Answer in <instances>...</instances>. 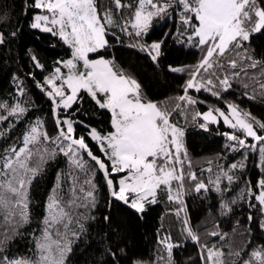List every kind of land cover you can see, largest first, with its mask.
<instances>
[{"label": "snow or ice", "instance_id": "obj_1", "mask_svg": "<svg viewBox=\"0 0 264 264\" xmlns=\"http://www.w3.org/2000/svg\"><path fill=\"white\" fill-rule=\"evenodd\" d=\"M21 12L65 55L43 63L24 42L21 17L14 22L13 10L0 7V76L9 85L0 89V264H264V119L238 103L264 102V51L252 43L264 37V0H23ZM156 21L171 27L150 38ZM125 37L157 67L169 38L198 51L191 66L167 64L187 77L174 97L147 95L134 71L108 55ZM32 89L48 105L54 134ZM201 92L223 107L199 109L209 103ZM86 104L107 127L81 117ZM189 118L203 132L221 119L231 129L219 133L215 166L210 159L199 174L185 145ZM249 153H258L255 181L245 176ZM49 168L36 212L32 190ZM161 193L179 235L161 222L152 247L134 251L113 209L143 220ZM189 198L204 205L202 224H193ZM189 242L195 258L177 259Z\"/></svg>", "mask_w": 264, "mask_h": 264}, {"label": "trees", "instance_id": "obj_2", "mask_svg": "<svg viewBox=\"0 0 264 264\" xmlns=\"http://www.w3.org/2000/svg\"><path fill=\"white\" fill-rule=\"evenodd\" d=\"M110 2L111 0H100V3L105 7L108 6ZM4 5H7L13 10L14 22L16 16L21 17V22L24 26V42L28 43L35 49L36 55L43 63L46 65L50 64L53 60L65 55L64 47L60 45H57L56 47L51 46L52 38L49 34L41 33L38 30H31L28 27V18L24 16L23 12H21L23 0H0V7H3ZM125 12L127 13V10H125ZM153 27L154 30L151 32L150 38H155L156 36L161 35L163 31L169 30L171 27V21H168L167 23L156 21L154 22ZM109 39L112 40L113 38L110 36ZM131 43H134V41L127 37H125V43L122 45L113 42V46L108 50V55L110 57L114 56L117 63L124 68H131L136 77L142 82L146 94L158 101H166L167 98L174 97L179 92V86L183 82L181 76L183 75L184 78H187L186 73L181 74L169 72L167 64L172 63L174 65L191 66L195 63V60L199 55L196 49L189 50L186 47H179L171 41V38H169V41L164 45L162 65L157 67L149 58H147L145 53L129 47L128 45ZM252 43L258 52L264 51V37H259L258 34L254 35ZM92 57H95L94 54H92ZM8 86V82L4 81L2 76H0V89L6 91ZM32 92L33 97L30 98H35L37 105L41 108L37 114L46 120L47 131L53 133L54 122L52 117L48 114V105L44 103L43 99L35 89H32ZM192 94L196 95L194 90H192ZM199 96L201 99L209 102L208 104L198 105L199 109H206L208 106L216 107L218 104L223 107L222 101H216V99L211 97L208 93L201 92L199 93ZM227 99H233V93H229ZM238 103H240L242 109L250 110L257 118L264 119V102H261L260 100L250 101L244 98L242 102L238 101ZM85 108L88 109V115L84 116L83 113H81L80 115L83 119L89 121L94 126L100 128L107 127L105 123V115L99 113L93 115L90 106L87 104L85 105ZM181 123L184 122L181 121ZM184 126L186 130L185 145L188 156L192 160L197 173L199 174L200 168L207 166L206 162L210 159L213 161V166H215L217 154L223 151L225 143V138L219 133H222L225 130L231 131V129L225 127L221 122L219 125H212L211 132H203L194 125L190 118ZM77 129L79 131V126H77ZM17 132H19V128L13 132V135H16ZM0 143H3V141L0 140ZM257 155L258 153H249V160L247 162L248 170L245 173V176L252 181H255L258 178V170L253 167V161L256 159ZM62 166L63 165L53 167ZM206 175L207 174L205 173V177ZM53 176L54 172L52 171V168H49L47 176L43 180H40L32 190L35 198L33 208L36 212L40 211L38 206L39 202ZM98 200L100 212H105L107 210V205L102 199V194L98 197ZM187 203L191 211L193 224H202V217L205 215L203 211L204 205L200 204L199 200L193 198H189ZM236 212L241 219H246V211L237 208ZM99 214L100 213L98 212L97 215ZM113 217L114 222L120 225L132 241L134 245L133 250L137 252H147L152 247V238L155 234L156 228L161 222L165 229H170L172 231L173 236L179 235L180 226L177 223L175 215H169L167 213L166 201L163 193H161L160 202L155 206H151V210L145 214L143 220L137 219L134 216H129L126 213H120L115 208L113 209ZM35 221L36 216L34 215L32 227H35ZM229 223L231 222L229 221ZM2 224L3 221L0 219V225ZM26 243V241L18 240L14 247H19L21 251H24ZM189 256L195 258L194 249L190 242L188 243V246L178 254L177 259L185 261ZM85 258H81L79 264H84Z\"/></svg>", "mask_w": 264, "mask_h": 264}, {"label": "rangeland", "instance_id": "obj_3", "mask_svg": "<svg viewBox=\"0 0 264 264\" xmlns=\"http://www.w3.org/2000/svg\"><path fill=\"white\" fill-rule=\"evenodd\" d=\"M38 31H39V30H38ZM90 55H92V54H90ZM92 58H95V57H92ZM221 122L223 123L222 119H221L220 123H221ZM224 126H225V125H224ZM225 127H226V126H225Z\"/></svg>", "mask_w": 264, "mask_h": 264}]
</instances>
